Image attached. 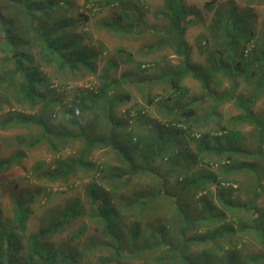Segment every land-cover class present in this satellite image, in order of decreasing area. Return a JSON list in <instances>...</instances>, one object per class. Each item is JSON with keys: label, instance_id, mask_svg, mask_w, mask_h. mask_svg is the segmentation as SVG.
I'll return each instance as SVG.
<instances>
[{"label": "trees", "instance_id": "obj_1", "mask_svg": "<svg viewBox=\"0 0 264 264\" xmlns=\"http://www.w3.org/2000/svg\"><path fill=\"white\" fill-rule=\"evenodd\" d=\"M100 2H103L100 8L119 12L101 20L99 27L111 36H134L137 24L131 23L129 15L134 0ZM74 3V0H0V130L28 128V132L16 136L18 146L26 150L41 144L47 146L52 162L48 163L47 158L35 162L31 174L42 182L49 198L48 185L67 181L78 170L95 168L90 160L95 149L114 151L123 170L117 166L106 169L102 178L108 181L109 189L92 184L86 187L87 213L89 218L97 219L101 231L98 236L82 241L81 230L73 231L69 240L62 237L59 240L60 233L70 228L84 211L79 199L62 208L52 207L33 230L28 223L29 204L39 192L22 197L23 194L12 191L10 202L4 207L2 200L7 192L4 187L7 183L10 186V182L0 183V264H138L139 258L143 260L140 264H264V250L247 251L252 240L264 246V210L255 204L264 195V114L256 115L249 110L253 97H235L233 89L229 92L210 89V83L219 85L220 78L230 81L235 88L240 77L246 80L253 77L257 80V91L264 89V29L261 34L251 29L252 6L264 5V0H246L242 7L233 0L205 1L210 18L207 22L199 21L204 23V31L198 35L203 43L200 51L206 53L202 74L192 67L188 55L185 30L193 23L195 13L184 0H163L162 10L155 13L159 23L140 35L147 38L140 47L142 54L167 48L182 58L178 66L168 67L172 77L167 73L157 76L163 83L183 94L186 89L180 85L181 81L186 76L193 77L207 91L204 97L211 99L208 116H215L218 104L234 100L241 114L232 121L252 128L253 144L249 151L243 135L233 127L221 126L213 129L216 133L206 130L194 134L193 127L186 125L179 132L191 135L195 151L169 154L165 158L169 160V170L164 174L158 172L156 162L167 149L159 148L158 140L144 133L142 126L147 119L117 118L116 107L126 102L128 95L108 93L116 85L108 76L116 65L111 64L97 76L99 86L90 93L89 104H85V95L78 93L69 105H64L56 94L55 79L67 80L80 67L88 72L95 70L92 59L98 53L81 45V34L86 36L89 30L84 29L87 17L81 13L74 15L78 10ZM115 54L131 57L124 56L121 50ZM137 64L141 66L143 61ZM64 72L66 78L62 76ZM147 103L151 105L154 101L148 99ZM174 110L195 123L196 113L191 108ZM60 112L67 121L64 125H58L62 119ZM97 112L102 114L97 116ZM128 142L133 145L134 156L125 147ZM65 143H76L78 147L63 157L58 149L65 148ZM237 154L245 159H239ZM24 157L23 151H14L8 159L0 160V170L8 169L11 163L20 165ZM198 159L206 164L212 160L217 172L190 170ZM178 164L184 167L177 170ZM97 170L103 172L102 168ZM122 171L126 177L145 173L154 185L122 193L128 185V177L124 183L121 181ZM232 173L245 176L247 185L242 187L237 182L235 187L245 193L244 200L231 198L233 187L228 176ZM173 174L177 175V185L171 188L167 177ZM208 185H216L218 193L212 195ZM223 192H227L226 196ZM154 205L164 214L161 219L151 218ZM171 208L173 215L169 220H173V225L167 227L163 219L164 216L168 219Z\"/></svg>", "mask_w": 264, "mask_h": 264}, {"label": "rangeland", "instance_id": "obj_2", "mask_svg": "<svg viewBox=\"0 0 264 264\" xmlns=\"http://www.w3.org/2000/svg\"><path fill=\"white\" fill-rule=\"evenodd\" d=\"M205 1L206 0H184L186 6L195 13L193 23L185 30V40L189 45L188 55L190 62L193 65L192 67L196 68L198 74H202V67L205 64L204 60L206 58V53L200 51L203 43H200L198 35L204 31V23H200L199 21L204 20L207 22L210 18V13L205 9ZM74 2L76 8H78L77 12H74V15L76 16L81 13L83 17H87L84 29L85 31L89 29L86 36L81 34L83 33L82 31L77 30L82 36L81 45L87 46L88 49L98 54L95 59H92V61L94 60L92 64H95V73H89L84 68L80 67L79 70L75 71L76 74H72L71 78L67 80L62 79V81H58L55 79L56 94L61 98V102H64V105H69V101L78 93L84 94L86 97L85 104H89L88 99L90 93L94 91V88L98 87L97 76L104 72L106 67L108 68L113 64L117 67H113L112 70H114H111L108 76L116 82V85H114V92L118 95H128V100L120 103V105L116 107L117 118L120 121H125L129 116L132 118L135 117L138 121L147 119L148 122L142 126L145 130L144 133L155 137L159 142V148L167 149V153L161 155L156 162L159 173L164 174L169 170V160L165 159L169 154H182L184 151H189L193 154L195 151V143L190 139L191 135L189 136L186 132H179V130L184 131L183 129H185L186 125L193 127L194 134H199L206 130L216 133L213 129H217L221 126L233 127V130L239 131L243 135L245 144H248L245 148L252 151L250 150L251 144H253L250 138L252 128L246 123L232 121V119L241 114V110L234 100H226L218 104L214 112L215 116H208L212 102L209 101L211 100L210 98L204 97L207 91L201 87V84L196 79L191 76H186L181 81L180 85L186 89V93L182 94L179 91L174 92L171 87L163 83L160 78L157 77L163 73H167L172 77L167 69L170 66H178L179 63H181V57H178L172 50L167 48L148 53L147 55L140 52L141 45L147 40L144 35H140L146 33L147 29L159 23L155 17V13L162 10L163 0H134L129 15L133 21L131 23L137 25L134 29V36L131 35L129 37L125 35L117 37L111 36L108 31L99 27V22L101 20L107 19L111 14L117 15L119 12L118 9L115 11L109 7L102 9L99 7L103 3L100 2V0H74ZM233 2L237 6L242 7L245 6L246 0H233ZM252 7L254 22L251 29H254L255 34H261L264 29V5H255ZM91 30L92 34H90ZM251 43L252 42L249 43V47ZM116 50L123 51L124 56L130 54L131 57H118V55L115 54ZM141 61H143V64L138 66L137 63ZM179 68L182 69L183 66H179ZM192 70L195 72L194 69ZM192 70H190L189 73H192ZM50 76H52L51 73ZM62 76L66 78V73L64 72ZM102 76H104V74ZM120 77L122 80L121 82L119 80ZM245 80L244 77L238 78L236 80L237 86L234 88L230 81L220 78L219 85L210 83V89L216 92H229L233 89L235 97H253L254 102L249 105V110L256 115L264 114V89L257 91V80L253 77L249 80ZM148 99H153L154 104L149 105L147 103ZM177 107H183L184 109L191 108L195 111V123L188 122L189 120L187 121L183 118L180 113H175L174 109ZM64 108L60 107V110ZM6 110L7 109H3V111ZM18 110L21 111V109ZM101 114L97 112V116ZM60 115L62 119L61 123H58V125H64L67 121L66 119L63 120L64 114L62 112H60ZM121 124L122 127L119 129L120 133L124 130V123L121 122ZM31 130L33 129L31 128ZM28 131V128L0 130V160L8 159L14 151L17 150L23 151L25 155L20 165L11 163L8 169L0 170V183L5 184V181L10 182V186L7 183V187H4L7 192L6 198L2 200V206L5 207L9 204V196L12 194V191L23 194L22 197H28V195L30 196L35 191H38L39 194L35 196L34 202L29 204L31 206L28 223L29 225L32 224L33 227L31 228L34 230L40 224L41 217L52 207L59 205L62 208V206L69 204L72 200L79 199L80 208L82 207L84 211L74 223L71 224L70 228L65 229L62 235L60 233L59 240L61 237L62 240L68 239L73 231H77L78 233L79 230H81V241L90 236H98L101 231L100 224L97 222V219L89 218L87 213L88 197H86V187L92 184L96 185L98 188L109 189L106 183L108 181H104L102 176L106 175V171L109 170L108 167L111 166H117L120 170H123L120 160L118 161L116 159L114 151L111 149L93 150L90 155V160L95 164V168L90 171L78 170L67 181H60L48 185L47 187L50 188L48 191L51 192L49 198L48 195H45L47 190L43 189L42 182L39 181L35 175L31 174V172L34 163L43 158H47L48 163L52 162L50 161V158H52L50 155H52V153L47 151V146L45 144L36 146L32 150H26L23 146H18L15 141L16 136L18 134H25ZM132 146L133 145H130L129 142L128 145H125L129 153L134 156L135 153L131 150ZM77 147L78 144L76 143H65V148L61 146L58 150H60V152L62 151L63 157H66L75 151ZM237 156L241 160L245 159L242 155L237 154ZM179 162L184 163V161ZM183 165L184 164H178L177 170H181V168L184 167ZM98 167L102 168L103 172H99L97 170ZM189 168L192 171L203 168L212 171V173L217 172V165H214L212 160L208 161V164H206L204 161L198 159V161L191 164ZM124 173L125 172L122 171L121 181L124 183L125 179L128 177V185L127 189L122 190V193H129L128 191L131 189H138L143 186L152 187L154 185L152 178L145 173L131 177L124 176ZM176 177V174L167 177L169 187L172 188L173 185H177ZM228 177L232 181V200H244L246 197L245 193L242 189L238 191V189L235 188L237 182L240 183L242 187L247 185L244 174L232 173ZM208 187L212 195H215L219 191L216 185H208ZM223 187L228 186L224 184ZM225 189L228 191L227 188ZM226 193L223 192L225 196ZM117 194L119 193L117 192ZM115 198L116 197L113 196L114 201ZM211 199L214 204H218L214 200L215 197L211 196ZM255 204L257 208L264 210V195L262 198L256 200ZM152 207H154V209H152L151 213L154 214V217L151 218L159 217L161 219V216L164 214H162V211H159V206L154 205ZM218 207L220 208V205H218ZM159 212L160 214H158ZM225 212L226 214L228 213L227 211ZM171 215H173L172 208L168 219L166 216H164L163 219V223H167V227L173 225V220H169ZM225 217L227 221H229V215L227 214ZM260 250H264V246L254 240H252V244L247 248L248 252L256 253ZM141 262H143V260L139 258L137 263L140 264Z\"/></svg>", "mask_w": 264, "mask_h": 264}, {"label": "clouds", "instance_id": "obj_3", "mask_svg": "<svg viewBox=\"0 0 264 264\" xmlns=\"http://www.w3.org/2000/svg\"><path fill=\"white\" fill-rule=\"evenodd\" d=\"M110 35V34H109ZM94 68H95V64H94ZM89 73H95V71H93V72H89ZM98 86H99V84H98ZM108 93L109 94H114L115 92H114V90H110V91H108ZM224 185V184H223Z\"/></svg>", "mask_w": 264, "mask_h": 264}]
</instances>
